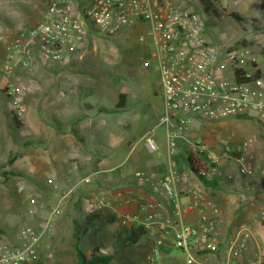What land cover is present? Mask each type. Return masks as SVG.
<instances>
[{"label":"built area","instance_id":"obj_1","mask_svg":"<svg viewBox=\"0 0 264 264\" xmlns=\"http://www.w3.org/2000/svg\"><path fill=\"white\" fill-rule=\"evenodd\" d=\"M188 0H47L38 21L27 28L19 29L4 43L2 76L12 108L13 116L21 119L22 97L29 87L22 83L17 73L31 72L36 62L43 65L63 63L64 57L78 52L87 36L95 33L115 35L123 30L139 31L138 41L151 39L150 57L157 65L162 94L160 122L166 127L168 152L176 150L178 135L175 129H184L191 119L222 121L237 116L254 118L264 128V57L259 63L249 47L239 46L220 50L206 35V20L191 6ZM248 64V66H247ZM245 70L248 80L239 83L234 71ZM220 139L217 153L211 146L198 143L192 146L203 169L199 172L207 178L219 174L218 165L223 161H234L241 173L245 172L247 158L233 156L232 141ZM252 140L243 142L244 147ZM150 150L156 148L149 140ZM253 158V154H249ZM153 175V174H151ZM139 180L148 181L151 192L172 204L171 218L149 217L145 228L157 226V239L165 236L167 228L175 232L174 247L184 256V264H205L199 260L210 254L221 257L218 264H237L245 246V229H240L227 243L219 244L220 227L218 210L207 206L200 197L185 206L178 202L176 174L171 170L165 176L139 175ZM86 178L80 183H86ZM53 191L59 194V202L72 193L79 183L68 180L63 186L48 179ZM32 206L34 200H30ZM89 212L97 210V203ZM140 210L147 205L139 201ZM195 209L199 217L196 225L183 219V212ZM34 214L35 208L29 209ZM60 214L59 207L52 209L50 216ZM46 228V227H45ZM41 232L25 224L19 229L22 244L0 245V264H36L39 259L38 245ZM152 264H165L158 248H153L147 257ZM264 264V255L259 259Z\"/></svg>","mask_w":264,"mask_h":264},{"label":"rangeland","instance_id":"obj_2","mask_svg":"<svg viewBox=\"0 0 264 264\" xmlns=\"http://www.w3.org/2000/svg\"><path fill=\"white\" fill-rule=\"evenodd\" d=\"M46 3L47 0H0V234L6 237L5 243L22 244L19 239L20 227L25 224L32 225L41 232L39 259L36 264H73V236L76 232L80 235L79 247L86 255L94 249L101 254H112L118 249L119 237L130 225L123 224L121 220L118 224L108 222L106 217L114 216L116 221L117 216L112 212L110 205L105 204L103 196L97 199L85 195L89 200L84 201V194L79 190V186L59 202V194L53 191L47 180L44 184H39L40 174L37 176L24 169V161L17 165L10 163L9 158L21 156L19 152L23 153L30 142L27 143L28 129L25 123L17 128L13 124L12 108L2 76L4 43L19 29L34 25ZM187 4L206 20V35L221 51L230 47H249L259 63H262L264 0H188ZM232 14L239 17L240 21ZM138 33L139 31L128 29L112 36L102 32L88 35L82 48L65 56L62 64L43 65L37 61V71L17 73L21 82L29 87V91L22 97V122L28 114L33 117L35 113L39 114L38 111H32V108L34 105L37 107L39 100L44 96L45 91L42 88L46 83H94L98 86L94 100L98 104L102 101L107 107L110 106V100L117 99L119 89L127 93L128 110L120 114L124 120L133 124L134 128L126 133L125 138H120V145L112 152L113 159H109L108 164L99 166L98 171L117 177L123 172L125 174L127 166L134 165L138 160L139 163L135 165L138 169L132 174L136 180L140 174L162 176L140 171L141 164H166L174 156L168 152L166 127L160 122L161 84L157 65L149 54L151 39L144 36L145 42L141 43L138 41ZM46 112L49 111L45 108ZM238 121L241 124L232 129L224 128V133L222 130H210L194 120L187 124L186 128L175 130L177 135L186 130L187 139L192 146L198 143L208 145L205 141L212 138L227 139L228 132H234L238 137L236 142L251 139L252 144L258 145L264 153L262 125L254 118ZM50 124L52 128L57 129L53 121H50ZM149 140L155 143V149L150 150L147 147ZM130 144L136 145L137 153L132 154L129 151ZM81 175L88 179L89 184L97 182V174L92 171L85 170ZM32 199L33 206L30 203ZM93 203L100 205L97 210H102L104 217L92 228L84 229V218L90 213ZM32 207L36 211L34 214L29 212ZM55 207H59L60 214L50 216ZM139 254L135 246L118 250L114 253L111 264H140L142 256Z\"/></svg>","mask_w":264,"mask_h":264},{"label":"crops","instance_id":"obj_3","mask_svg":"<svg viewBox=\"0 0 264 264\" xmlns=\"http://www.w3.org/2000/svg\"><path fill=\"white\" fill-rule=\"evenodd\" d=\"M36 67L29 73L37 71ZM97 88V85L89 82L46 83L42 88L45 91L44 96L39 100L37 107L34 105L32 108V111H38L39 114L35 113L34 117L28 114L22 122L28 129L26 136L27 143H30L23 153L19 152L21 156H16L10 163L17 165L24 161L26 171L37 176L40 174L39 184H44L48 179L61 187L68 180L79 183L77 187H81L79 190L84 194V201L89 200L85 195L97 199L103 196L105 204L110 205L112 212L117 216L114 224L121 220L130 227H144L149 217L157 220L171 218V202L153 194L148 181L132 177L133 172L138 169L135 166L139 163L138 160L134 165L127 166L125 174L123 172L117 177L98 171L99 166L106 165L109 159H113L112 152L120 145V138H125L134 125L124 120L120 114L128 110V94L119 89L117 99L110 100V106L107 107L102 101L98 104L94 100ZM121 93L126 95L122 106L119 98ZM45 108L49 112L45 113ZM192 120L210 130H222L224 133V128L232 129L241 124L238 120L242 119L236 117L215 122L192 118L190 122ZM50 121L57 125V129L52 128ZM230 133L234 132H228L227 139ZM187 134L184 130L178 135L177 147L169 163H144L141 164L143 170L140 171L162 176L171 170L175 171L178 202L185 206L193 201L194 196H198L207 204L205 211L209 212L210 207L217 208L221 247L240 229H245L248 237H245V246L237 264H259L260 257L264 255V153L254 143L244 147L245 140L236 142L238 137L235 134L233 148L238 155L247 158L245 172L241 173L234 161H223L218 165L219 174L206 178L211 185L204 186L184 160V157L192 154V145L187 139ZM220 139L212 138L205 142L217 153L220 149ZM128 149L132 154L137 153L134 144L128 145ZM249 154H253L252 159ZM85 170L97 174L96 183H80L86 178L81 175ZM139 201L147 205L145 211L138 208ZM198 217V211L195 209L183 212L184 221L190 225H196ZM144 229L146 234L133 245L142 256L140 264H152L147 257L153 248L159 249L165 264H184L183 254L174 247L175 232L172 228H167L165 236L159 241L155 224ZM5 242L6 237L0 234V245ZM199 260L205 264H218L221 257L210 254L200 257Z\"/></svg>","mask_w":264,"mask_h":264},{"label":"trees","instance_id":"obj_4","mask_svg":"<svg viewBox=\"0 0 264 264\" xmlns=\"http://www.w3.org/2000/svg\"><path fill=\"white\" fill-rule=\"evenodd\" d=\"M233 17L240 21V18L232 14ZM245 45L244 43H242ZM236 81L239 83L245 82L246 79L244 77L245 70L242 68H237L234 71ZM7 88H5L6 90ZM120 98V105H124L125 103V98L126 95L124 93H121L119 95ZM237 118L240 119H252L251 117L242 115V116H237ZM13 124L17 128L18 125H22V121L19 118H16L13 116ZM233 156H239L236 152H233ZM13 156L9 158L10 162L13 160ZM184 160L186 161L189 169L191 172L198 177V179L201 181V183L204 186H210L211 182H209L205 177L200 175V171L203 169V164L201 163L200 159L194 155V154H189L186 157H184ZM5 176H8L6 172H3ZM104 214L102 213V210H94L90 212L83 221V228L84 229H89L92 228L95 223H98L101 219H103ZM108 219V222L113 223L115 222V217L114 216H109L106 217ZM146 234V230L144 229L143 226L137 225V226H131L129 227L128 230L124 231L121 236L119 237V241L117 243L118 249L114 251L117 252L118 250L136 245L138 241L141 239ZM74 243H73V249H74V255H75V261L73 264H111V261L114 258V253L112 254H101L98 252L97 249H94L90 252L89 255H86L79 247V240H80V235L78 232L74 234Z\"/></svg>","mask_w":264,"mask_h":264}]
</instances>
